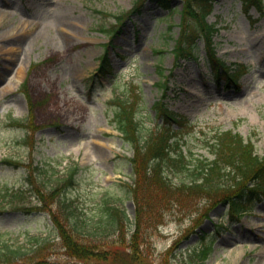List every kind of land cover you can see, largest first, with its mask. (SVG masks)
<instances>
[{
    "label": "rangeland",
    "instance_id": "374dc122",
    "mask_svg": "<svg viewBox=\"0 0 264 264\" xmlns=\"http://www.w3.org/2000/svg\"><path fill=\"white\" fill-rule=\"evenodd\" d=\"M181 4L0 0L1 239L33 255L30 238L45 239L37 255L72 262L51 227L48 209L58 197L48 191L77 165L67 193L76 210L89 218L106 198L133 221L142 204L149 220L140 247L154 264H192L188 249L206 241L212 248L202 264H264V194L235 215L211 194L180 186L190 177L175 167L165 170L168 188L149 175L138 185L134 150L115 115L127 107L142 134L164 128L152 104L165 91L164 103L185 119L173 147L186 154L185 162L214 157L216 130L239 132L264 154V0L259 9L245 0H211L206 14L216 28V55L239 74L235 82L212 76L202 38L195 39V57L175 59ZM194 22L187 18L192 34ZM105 50L114 75L96 70ZM18 65L25 70L21 79L14 77ZM28 164L37 168L35 188L25 181ZM15 190L21 194L13 196ZM17 203L36 210H14Z\"/></svg>",
    "mask_w": 264,
    "mask_h": 264
},
{
    "label": "trees",
    "instance_id": "16d2710c",
    "mask_svg": "<svg viewBox=\"0 0 264 264\" xmlns=\"http://www.w3.org/2000/svg\"><path fill=\"white\" fill-rule=\"evenodd\" d=\"M155 1L165 8L170 7L171 0ZM246 1L260 8L261 0ZM210 8L211 0H182L179 10L180 30L173 47L174 57L177 61L195 57V39L202 38L205 47L204 59L212 71V76L216 79L224 78L225 82H235L239 74L216 55L213 40L216 28L205 19ZM190 17L196 21L193 24L195 26L193 34L189 31L187 24V18ZM120 21L122 24L123 19L120 18ZM98 70L103 75L112 74L107 52H103L100 56ZM158 84L163 88L165 86L162 80ZM165 93L164 91L163 98L152 104L164 128H155L148 134H142L144 128L134 116L130 117L126 111L127 107L119 106L115 114L123 137L134 150L131 162L135 174L139 177L138 185L142 182V177L149 175L152 182L168 188L170 182L165 170L175 167L190 177L188 182L183 181L180 186H184L190 192L211 194L214 199L227 203L235 215L246 211L248 202L252 198H258L264 194V155L255 153L254 143L250 139L243 138L239 132L227 129L215 131L210 143L214 154L212 159L196 157L193 163L185 162L183 158L186 154L179 148L173 149L175 145H178V138L174 136V131L184 123L185 119L164 103ZM174 125L177 127L174 128ZM73 166L66 175L57 177L48 191L51 195L58 197L56 207L48 209L51 227L73 261L61 262L37 255L40 248L45 247V239L30 238L36 250V255H33V253L22 252L20 245L14 246L7 240L1 239L0 234V263L154 264L146 258L145 249L140 247L139 237L142 235V225L149 220V216L145 214V207L142 204L139 205L138 213L131 221L125 210L109 202L108 199L102 198L91 217L81 216L72 204L70 196L67 195L76 180L78 167ZM35 168L36 166L28 164L25 175L26 183L34 188L36 187L34 185ZM225 177L228 179L226 182ZM38 192L42 195L41 190L38 189ZM12 194L19 196L21 191L15 190ZM40 200L43 202L42 196ZM13 209L32 212L36 210V207L17 203ZM128 231L129 237L126 239L125 235ZM124 240H128V243ZM211 248V242L207 241L191 246L188 249V256L192 264H202Z\"/></svg>",
    "mask_w": 264,
    "mask_h": 264
},
{
    "label": "bare ground",
    "instance_id": "6f19581e",
    "mask_svg": "<svg viewBox=\"0 0 264 264\" xmlns=\"http://www.w3.org/2000/svg\"><path fill=\"white\" fill-rule=\"evenodd\" d=\"M25 24L22 25V29L24 28ZM12 30H15V28H11V31ZM13 32V31H12ZM17 31H14V33H17ZM67 38H63V40H66ZM13 48V47H12ZM6 49H11V47H7ZM24 67L23 65H18L16 70H15V74H14V77H16L17 79H21L22 76L24 75ZM8 89H10L9 85L6 86V88L3 90V92L7 91Z\"/></svg>",
    "mask_w": 264,
    "mask_h": 264
}]
</instances>
